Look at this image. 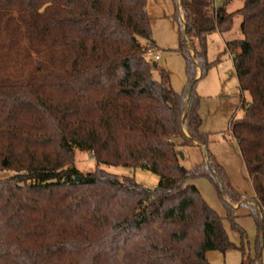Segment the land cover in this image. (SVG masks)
<instances>
[{"label":"trees","instance_id":"obj_1","mask_svg":"<svg viewBox=\"0 0 264 264\" xmlns=\"http://www.w3.org/2000/svg\"><path fill=\"white\" fill-rule=\"evenodd\" d=\"M221 1L172 0L186 77L176 91L147 59L146 0H0V169L3 158L15 169L0 178V264H212L206 251L230 248L241 264H262L264 0L231 12L233 0ZM235 14L243 38L226 47L239 48L232 60L250 100L228 127L256 192L245 205L256 221L253 258L234 221L244 194L208 149L196 92L219 60L208 61L207 37L228 31ZM196 144L203 161L186 169L180 152ZM77 147L91 154L93 172L73 166ZM100 164L141 167L159 181L145 187ZM204 177L240 245L190 182Z\"/></svg>","mask_w":264,"mask_h":264},{"label":"rangeland","instance_id":"obj_2","mask_svg":"<svg viewBox=\"0 0 264 264\" xmlns=\"http://www.w3.org/2000/svg\"><path fill=\"white\" fill-rule=\"evenodd\" d=\"M243 0H233L227 5V11L231 12L241 7ZM147 13L151 18V34L152 38L158 45L155 53L159 55L154 58L147 55V59L155 61L158 69H164L170 75L172 87L176 91H180L185 85V65L182 56L176 51L178 44V25L173 17L175 10L172 0H146ZM216 5H220L222 1H217ZM242 16L235 14L231 28L225 32L218 30L212 32L207 37V59L214 62L219 58L217 63L201 78L196 86V92L201 97L202 103L199 109L202 119L201 131L208 134V149L211 154L222 164L226 173L229 175L232 185L235 189L244 194L239 201L233 204L234 221L238 223L245 231L244 249L250 258L255 256L256 242V221L249 216V210L245 205H255L254 200L255 189L252 179L247 174L243 158L239 150L238 143L232 137L228 123L230 119L241 118L244 114L242 107L248 104L250 95L241 93L238 79L236 76L232 55L239 48L233 45L226 47V43L236 39H242L240 32ZM144 42V40H141ZM195 46L198 48L197 41ZM148 49H151L149 47ZM36 61L41 58L33 54ZM154 71L155 78L159 77V70ZM199 71V70H198ZM198 71L196 76L198 77ZM200 72V71H199ZM243 105V106H242ZM187 135V133H185ZM178 142V140H177ZM197 148L199 151L195 150ZM200 153V154H199ZM184 155L183 166L186 169L193 168L203 161L200 147L196 145H187L183 147ZM6 165L0 169V178H8L14 175L15 169ZM181 160V159H180ZM2 161V162H3ZM73 166L82 174L93 172L97 164L92 159L89 152L76 148L73 155ZM100 168L108 173H114L119 177L133 176L136 181L145 187L153 188L159 181V176L153 174L147 169L134 168L130 166H114L100 164ZM201 192L202 197L206 200L218 216L222 218L224 228L230 241L236 246L241 244V237L238 232L233 230L230 222L225 217L227 214L226 207L218 197V194L208 179L196 178L190 180ZM258 210L262 212L261 219H264V209L256 205ZM206 257L212 264H241L242 253L237 249H227L224 252L216 250L206 251ZM261 263L264 264V241L261 247Z\"/></svg>","mask_w":264,"mask_h":264},{"label":"crops","instance_id":"obj_3","mask_svg":"<svg viewBox=\"0 0 264 264\" xmlns=\"http://www.w3.org/2000/svg\"><path fill=\"white\" fill-rule=\"evenodd\" d=\"M216 1H221V0H216ZM158 45L156 44V41L154 40V45L153 46H151V48H152V50H153V54L155 55L156 53H155V48L157 47ZM158 55V54H157ZM158 57H159V55H158ZM155 58V57H154ZM235 68V67H234ZM199 75H200V72L198 71V77H199ZM170 76V75H169ZM201 103H202V99H201V102H200V106H201ZM199 109H200V107H199ZM192 148H194V147H192ZM195 149V148H194ZM195 150H197V152L199 151L197 148L195 149ZM182 153V152H181ZM200 154V153H199ZM183 155V154H182ZM181 159V163H183V159H184V155H183V157L182 158H180Z\"/></svg>","mask_w":264,"mask_h":264},{"label":"water","instance_id":"obj_4","mask_svg":"<svg viewBox=\"0 0 264 264\" xmlns=\"http://www.w3.org/2000/svg\"><path fill=\"white\" fill-rule=\"evenodd\" d=\"M155 65H156V64L154 63L153 66H155ZM180 157H181V158L183 157V155H182L181 152H180ZM3 164L6 165V160L3 161ZM80 179H81L80 176H77V177H76V181H78V180H80Z\"/></svg>","mask_w":264,"mask_h":264},{"label":"built area","instance_id":"obj_5","mask_svg":"<svg viewBox=\"0 0 264 264\" xmlns=\"http://www.w3.org/2000/svg\"><path fill=\"white\" fill-rule=\"evenodd\" d=\"M147 55H151V56H153V50L148 49ZM154 57H155V58H158V55L155 54Z\"/></svg>","mask_w":264,"mask_h":264}]
</instances>
